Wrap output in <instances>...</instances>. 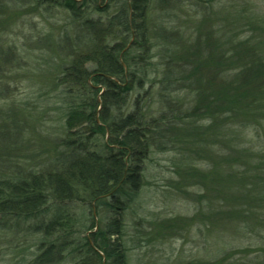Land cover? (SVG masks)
Returning a JSON list of instances; mask_svg holds the SVG:
<instances>
[{"label":"trees","instance_id":"1","mask_svg":"<svg viewBox=\"0 0 264 264\" xmlns=\"http://www.w3.org/2000/svg\"><path fill=\"white\" fill-rule=\"evenodd\" d=\"M102 1L113 10L94 18L99 0H36L41 15L64 16L52 83L63 138L39 170L0 177V232L11 229L20 256L0 264H127V204L144 185L145 161L166 151L179 157L175 189H196L193 221L219 228L205 237V261L184 264H264V40L238 39L264 15L248 7L228 13L239 22L210 28L216 0ZM181 5L200 15L189 38L152 28L155 7ZM92 205L99 225L84 213ZM44 211L46 221L22 227Z\"/></svg>","mask_w":264,"mask_h":264},{"label":"rangeland","instance_id":"2","mask_svg":"<svg viewBox=\"0 0 264 264\" xmlns=\"http://www.w3.org/2000/svg\"><path fill=\"white\" fill-rule=\"evenodd\" d=\"M35 3L36 0H0V177L13 178L29 170H39L46 164L45 160L55 154L58 142L63 138L65 106L52 83L59 65L53 45L60 35L64 16L55 9L50 17L41 15ZM188 4L193 3L189 1ZM98 7L99 12L92 15L94 18L104 17L113 10L102 0H99ZM248 7V14L250 11L264 15V0H216L209 8L214 19L210 28H217V23L225 17L229 18L223 21L239 22L237 13ZM228 13L236 16H228ZM199 18L200 15H195L190 6L181 5L166 13L155 7L150 20L154 30L157 26L179 28L185 32L184 37L189 38ZM259 19L254 22L252 30H243L238 39L264 40V24L261 23L264 19ZM179 98L180 102L184 101L183 96ZM154 101L153 98V110L157 108ZM178 160L176 151L152 152L144 163V185L127 204L123 216L127 264L204 262L205 237L208 233L209 236L219 233V228L207 232L205 227L193 221L196 207L189 196L196 189H175L172 185L180 180L176 173L179 171L173 168L174 163L179 166ZM195 166L198 170L206 167L200 162ZM4 170L8 175L2 173ZM79 210L74 209L75 212ZM84 213L93 216L95 225H99L100 217L96 215L94 205L84 208ZM50 215L51 211H44L22 227L46 221ZM225 233L224 239L230 240L231 233ZM0 234L4 235L0 240V262L20 259L12 254L9 246L14 238L11 229ZM28 239L24 249L28 248L32 253L34 247ZM210 242L214 249L215 241ZM64 262L69 264L72 261L68 258Z\"/></svg>","mask_w":264,"mask_h":264}]
</instances>
